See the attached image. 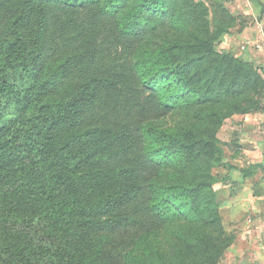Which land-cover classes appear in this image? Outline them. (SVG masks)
I'll use <instances>...</instances> for the list:
<instances>
[{"label": "trees", "instance_id": "1", "mask_svg": "<svg viewBox=\"0 0 264 264\" xmlns=\"http://www.w3.org/2000/svg\"><path fill=\"white\" fill-rule=\"evenodd\" d=\"M204 1L0 0V264H159L160 224L189 218L209 230L175 264H217L207 172L189 167L214 134L156 122L260 111L264 77L217 48L229 31Z\"/></svg>", "mask_w": 264, "mask_h": 264}, {"label": "rangeland", "instance_id": "2", "mask_svg": "<svg viewBox=\"0 0 264 264\" xmlns=\"http://www.w3.org/2000/svg\"><path fill=\"white\" fill-rule=\"evenodd\" d=\"M206 5L211 31L215 30L218 24L224 26L226 24V29L230 33L242 22V17L236 15L221 0ZM227 34L222 35L218 40L217 48H223L221 43ZM259 34L262 35L261 32ZM260 44L257 50L264 53V40L260 41ZM230 50L239 53V43L233 44ZM258 70L264 77V66L261 65ZM262 102L264 104V95ZM212 108L220 110L224 107L220 105L191 107V104L187 107L180 106L160 117L156 123L159 127L189 125L194 131L207 128L213 132L212 157L206 161V164L202 163L201 168V162L198 159L193 160L189 167L196 170L199 176H202L204 171L207 172L205 176H202L209 182L204 192L211 197V207L219 215L220 230L218 229V232L222 235L221 238H225L217 264H264V203L258 199L259 196L264 195V187L261 185L264 165L254 161L247 162V155H253L250 152L253 144L250 140L241 138L239 133L243 132L240 122L245 117L252 116L258 120L259 114L255 116L253 114L259 110L231 113L224 116L219 123H212L209 116L199 117L191 114V111L198 112L199 109L207 111ZM197 229L205 232L209 230L206 225L193 218L177 219L160 224L156 235L153 236L163 254L158 263L166 264L169 261L170 264H175L179 260L178 253L186 237L191 240V237L197 234ZM124 232L117 236L115 241L130 239L129 229Z\"/></svg>", "mask_w": 264, "mask_h": 264}, {"label": "crops", "instance_id": "3", "mask_svg": "<svg viewBox=\"0 0 264 264\" xmlns=\"http://www.w3.org/2000/svg\"><path fill=\"white\" fill-rule=\"evenodd\" d=\"M221 1L236 15L242 17V22L223 39L221 47L230 50L233 44L238 42L241 45L244 40L249 39L250 43L247 47L240 49L239 53L236 54L245 59L255 61L259 65V68L261 65L264 66V53L263 51L257 50L261 45L260 41L264 40V0ZM260 32L262 35L259 34ZM256 114H259L258 120L252 116L245 117L240 122L243 132L240 131L239 133L241 138L250 140L253 144L250 151L253 155H247V162L254 161V163H262L264 165V108L259 112H255L253 115L255 116ZM261 179V185L264 187V170L261 174ZM258 199L261 203H264V195L259 196Z\"/></svg>", "mask_w": 264, "mask_h": 264}, {"label": "built area", "instance_id": "4", "mask_svg": "<svg viewBox=\"0 0 264 264\" xmlns=\"http://www.w3.org/2000/svg\"><path fill=\"white\" fill-rule=\"evenodd\" d=\"M250 43L249 39L244 40L241 45H239L240 49H245L247 45Z\"/></svg>", "mask_w": 264, "mask_h": 264}]
</instances>
